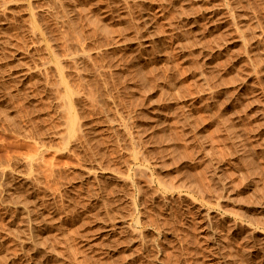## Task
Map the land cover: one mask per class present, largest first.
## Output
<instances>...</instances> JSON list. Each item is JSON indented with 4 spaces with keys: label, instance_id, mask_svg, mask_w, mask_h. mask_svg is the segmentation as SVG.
<instances>
[{
    "label": "rangeland",
    "instance_id": "1",
    "mask_svg": "<svg viewBox=\"0 0 264 264\" xmlns=\"http://www.w3.org/2000/svg\"><path fill=\"white\" fill-rule=\"evenodd\" d=\"M37 256L264 264V0H0V264Z\"/></svg>",
    "mask_w": 264,
    "mask_h": 264
},
{
    "label": "bare ground",
    "instance_id": "2",
    "mask_svg": "<svg viewBox=\"0 0 264 264\" xmlns=\"http://www.w3.org/2000/svg\"><path fill=\"white\" fill-rule=\"evenodd\" d=\"M3 112V111H2ZM4 115H5V112L3 113ZM5 116H7V114L5 115ZM6 182V181H5ZM6 185V184H5ZM7 186H9L8 184H7ZM5 188V187H4ZM5 192H7V195H9L10 197H11V199L13 200H15V201H13L14 203H16V208L14 209V210H12V212L11 213H13L14 214V216L17 218V216L19 217V218H21V220L22 219H24V221L26 220V221H28V222H31L32 221V216L33 215H31L32 214V211H33V205L32 204H29V203H31V200H29V199H26V197L24 196V198H21L18 194H16L15 193V191H13V190H11L10 188H8L7 187V189H6V191ZM6 194V193H5ZM8 196V197H9ZM5 197H6V195H5ZM20 197V198H19ZM6 199H8L7 197H6ZM10 199V198H9ZM11 200V201H12ZM4 202V201H3ZM6 202V201H5ZM13 203V204H14ZM7 205H9V204H7ZM9 207V206H8ZM11 207V206H10ZM13 208V207H12ZM8 209H10V208H8ZM23 217V218H22ZM20 220V221H21ZM13 221V220H12ZM15 221H16V219H15ZM19 221V220H18ZM24 223V222H23ZM22 223V224H23ZM27 223V222H26ZM34 223V222H33ZM18 224V223H17ZM16 224V225H17ZM15 225V226H16ZM20 225V224H19ZM27 225H28V223H27ZM22 226H24V225H22ZM33 226V225H32ZM17 227V226H16ZM19 227V226H18ZM31 227V226H30ZM42 233V232H41ZM33 236H34V234H33ZM36 238V237H35ZM33 239V238H32ZM39 241H38V239H36V242H35V244H33L34 242H32L31 241V244L33 245V246H37ZM43 242V241H42ZM41 242V245L42 244H44V243H42ZM48 243V242H47ZM47 243H46V245H47ZM49 244V243H48ZM40 245V244H39ZM43 246V245H42ZM43 247H45V246H43ZM42 247V248H43ZM51 247V246H50ZM37 248H39V247H37ZM37 248H36V250H37ZM49 248V247H48ZM44 249V248H43ZM48 250V249H47ZM46 250V248H45V251H47ZM51 250V249H50ZM39 251V250H38ZM45 251L43 250V252H41V253H38V254H43L42 256H44V253H45ZM48 253V252H47ZM35 255V254H34ZM42 256L41 257H39V256H37L38 258H36L35 259V264H42Z\"/></svg>",
    "mask_w": 264,
    "mask_h": 264
}]
</instances>
